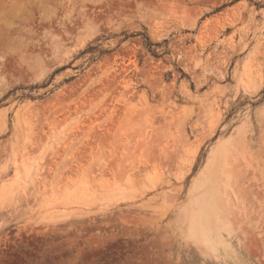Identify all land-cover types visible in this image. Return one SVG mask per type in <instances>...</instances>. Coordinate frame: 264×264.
<instances>
[{"label":"rangeland","instance_id":"rangeland-1","mask_svg":"<svg viewBox=\"0 0 264 264\" xmlns=\"http://www.w3.org/2000/svg\"><path fill=\"white\" fill-rule=\"evenodd\" d=\"M0 264H264V0H0Z\"/></svg>","mask_w":264,"mask_h":264},{"label":"bare ground","instance_id":"bare-ground-1","mask_svg":"<svg viewBox=\"0 0 264 264\" xmlns=\"http://www.w3.org/2000/svg\"><path fill=\"white\" fill-rule=\"evenodd\" d=\"M68 11H69V10H68ZM53 13H54V12H53ZM55 16H56V15H55ZM58 18H59V17H58ZM58 18H57V19H58ZM69 18H70V17H69ZM57 19H56V20H57ZM71 19H72V18H71ZM56 20H55V21H56ZM72 20H73V19H72ZM53 21H54V20H53ZM58 21H59V20H58ZM55 23H56V22H55ZM57 23H58V22H57ZM62 23H63V22H62ZM60 24H61V23H60ZM63 24H64V23H63ZM70 24H71V23H70ZM72 24H73V23H72ZM72 24H71V27H72ZM49 25H50V24H49ZM76 26H77V25H76ZM57 27H60V25L57 24ZM62 29H63V28H62ZM65 30H66V29H65ZM51 31H52V30H51ZM61 32H62V31H61ZM61 32H60V33H61ZM66 32H67V31H66ZM60 33H58V34H60ZM34 37H35V36H34ZM36 37L38 38V36H36ZM37 38H36V39H37ZM40 39H41V38H40ZM50 40H51V39H50ZM40 41H41V40H40ZM38 42H39V41H38ZM44 42H45V41H44ZM44 44H45V43H44ZM48 44H50V43H48ZM187 219H188V218H187Z\"/></svg>","mask_w":264,"mask_h":264}]
</instances>
